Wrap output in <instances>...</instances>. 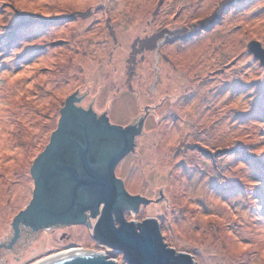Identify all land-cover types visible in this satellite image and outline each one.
<instances>
[{
  "label": "rangeland",
  "instance_id": "1",
  "mask_svg": "<svg viewBox=\"0 0 264 264\" xmlns=\"http://www.w3.org/2000/svg\"><path fill=\"white\" fill-rule=\"evenodd\" d=\"M15 26L20 39L8 42ZM252 41L264 48V0H0V246L78 92V107L113 125L145 119L115 174L153 202L126 210L127 222L156 219L164 243L195 264H264V67ZM71 226L73 242L127 264L93 228ZM30 240L19 264L53 255L48 234ZM7 250L0 264H18Z\"/></svg>",
  "mask_w": 264,
  "mask_h": 264
},
{
  "label": "water",
  "instance_id": "2",
  "mask_svg": "<svg viewBox=\"0 0 264 264\" xmlns=\"http://www.w3.org/2000/svg\"><path fill=\"white\" fill-rule=\"evenodd\" d=\"M248 51L264 67L261 43L250 42ZM83 97L77 92L67 99L57 129L33 163L32 201L13 221L10 247L19 238L21 225L39 232L58 224H87L98 243L122 254L127 264H195L191 256L164 243L156 219L136 224L124 218L126 210L137 213L141 205L153 202L130 195L115 174L121 160L135 150L145 119L125 128L113 125L107 112L98 116L91 107H78ZM160 194L163 198L162 190ZM97 217L92 226L91 219ZM46 264L117 263L105 254L79 252Z\"/></svg>",
  "mask_w": 264,
  "mask_h": 264
},
{
  "label": "flooded vegetation",
  "instance_id": "3",
  "mask_svg": "<svg viewBox=\"0 0 264 264\" xmlns=\"http://www.w3.org/2000/svg\"><path fill=\"white\" fill-rule=\"evenodd\" d=\"M72 228H73V226H71V225H60V224H58V225L49 227L48 229L41 230L39 232H34L32 229H30L28 227H24L21 225L20 226V235H19V239L17 240V242L14 243L10 247L9 243H11L12 239L15 236V234L13 232L12 237L9 240H7V242L5 241L6 243L3 242V245L1 247H2V249H5V250L8 249L7 252L11 253L13 255L12 260H14L16 263L19 264L24 260L23 257L21 256V252L22 251H23L22 253L28 252L30 247H26V249H25V246H28L29 243L33 242L30 239L39 235L40 233H46L50 236L51 240L55 243V246H53L50 249L51 252L48 250L49 254L51 253L53 255H57V254H61V253H64V252L72 250V249L79 250V252H82V253L105 254V253L97 252L95 250H92V251L87 250V248H84L80 244L73 242L72 241L73 240L72 233L68 231V230H71ZM99 245H101V244H99ZM100 248L105 249L106 247L100 246ZM5 263L6 262H4V264Z\"/></svg>",
  "mask_w": 264,
  "mask_h": 264
},
{
  "label": "trees",
  "instance_id": "4",
  "mask_svg": "<svg viewBox=\"0 0 264 264\" xmlns=\"http://www.w3.org/2000/svg\"><path fill=\"white\" fill-rule=\"evenodd\" d=\"M27 19H28V17H26ZM26 18H24V19H26ZM212 19H214L213 17L212 18H210L207 22H205V23H201L200 24V26H198V27H194L193 28V30L191 31V33H190V35H188V36H186L185 35V40L187 41V40H190V39H193L194 37H196V36H198L199 34H201L202 33V31H207V30H209L210 28H211V26L212 25H214V23L217 21V19H215V20H212ZM16 25H18V24H16ZM12 29V31L11 32H9V36L7 37L9 40H8V42H13L14 41V39L15 38H17V40H19L20 38H19V35H18V33L16 32V29H18V27H12L11 28ZM19 30V29H18ZM17 30V31H18ZM26 31V29L24 28L23 30H22V33H20V35H23V33ZM26 34H27V32H25ZM187 34H189V32H187ZM154 39L156 40L154 43H153V50H154V48L156 47V43L160 40V39H157V37L155 36L154 37ZM139 43H141V42H138L136 45H135V48L137 47V45H139ZM142 44V43H141ZM140 44V45H141ZM143 50H151V48L149 49V48H144Z\"/></svg>",
  "mask_w": 264,
  "mask_h": 264
},
{
  "label": "bare ground",
  "instance_id": "5",
  "mask_svg": "<svg viewBox=\"0 0 264 264\" xmlns=\"http://www.w3.org/2000/svg\"><path fill=\"white\" fill-rule=\"evenodd\" d=\"M76 253H79V250L72 249V250L66 251L64 253L51 256V257H49L47 259H43L41 262H38L37 264H46V263H48L49 261H51V260H53L55 258L64 257V256L76 254Z\"/></svg>",
  "mask_w": 264,
  "mask_h": 264
}]
</instances>
